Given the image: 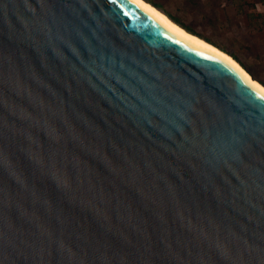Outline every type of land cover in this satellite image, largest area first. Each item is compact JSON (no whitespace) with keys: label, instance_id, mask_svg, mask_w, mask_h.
I'll list each match as a JSON object with an SVG mask.
<instances>
[{"label":"water","instance_id":"water-1","mask_svg":"<svg viewBox=\"0 0 264 264\" xmlns=\"http://www.w3.org/2000/svg\"><path fill=\"white\" fill-rule=\"evenodd\" d=\"M134 0H0V264H264V99Z\"/></svg>","mask_w":264,"mask_h":264},{"label":"rangeland","instance_id":"rangeland-1","mask_svg":"<svg viewBox=\"0 0 264 264\" xmlns=\"http://www.w3.org/2000/svg\"><path fill=\"white\" fill-rule=\"evenodd\" d=\"M237 61L264 85V0H151Z\"/></svg>","mask_w":264,"mask_h":264},{"label":"bare ground","instance_id":"bare-ground-1","mask_svg":"<svg viewBox=\"0 0 264 264\" xmlns=\"http://www.w3.org/2000/svg\"><path fill=\"white\" fill-rule=\"evenodd\" d=\"M134 1H136L143 8L149 11L161 24H163L168 29L182 35L183 37H185L186 39L190 40L192 43L198 46L207 48L221 55L223 58L229 61L234 67H236L246 77V79H248L255 87H257L260 91H264V85L258 80H256L239 62H237L229 54L220 50L218 47L207 42L203 38L186 31L184 28L173 22L165 13H163L161 10H159L150 2L146 0H134Z\"/></svg>","mask_w":264,"mask_h":264},{"label":"trees","instance_id":"trees-1","mask_svg":"<svg viewBox=\"0 0 264 264\" xmlns=\"http://www.w3.org/2000/svg\"><path fill=\"white\" fill-rule=\"evenodd\" d=\"M146 1L150 2L151 4H153L155 7H157L159 10H161L163 13H165V14H166V15H167V16H168L173 22H175L176 24H178L179 26H181L182 28H184L186 31H188V32H190V33H192V34H194V35H197V36L203 38L204 40H206L207 42H209L208 39H206V38H204L202 35L196 33L192 28H190V27H188L187 25H185V24H184L183 22H181L177 17H175V16L169 14L167 11H165V10L162 8L161 5L155 3V2H153V1H151V0H146ZM219 49H220V48H219ZM220 50L226 52L227 54H229L231 57H233V58L237 61L236 56H235L234 54H232V53H230V52L228 53L227 51H225L224 48H221ZM237 62H238V61H237ZM242 66H243V65H242Z\"/></svg>","mask_w":264,"mask_h":264},{"label":"snow or ice","instance_id":"snow-or-ice-1","mask_svg":"<svg viewBox=\"0 0 264 264\" xmlns=\"http://www.w3.org/2000/svg\"><path fill=\"white\" fill-rule=\"evenodd\" d=\"M257 95H259L261 99H264V91H260Z\"/></svg>","mask_w":264,"mask_h":264}]
</instances>
